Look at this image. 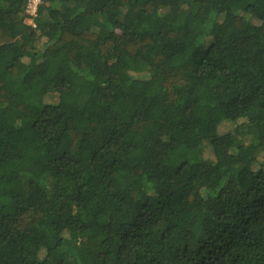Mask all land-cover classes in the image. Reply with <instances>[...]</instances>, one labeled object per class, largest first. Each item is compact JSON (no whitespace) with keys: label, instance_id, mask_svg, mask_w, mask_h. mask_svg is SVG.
<instances>
[{"label":"trees","instance_id":"trees-1","mask_svg":"<svg viewBox=\"0 0 264 264\" xmlns=\"http://www.w3.org/2000/svg\"><path fill=\"white\" fill-rule=\"evenodd\" d=\"M29 4L0 0V264H264V0Z\"/></svg>","mask_w":264,"mask_h":264},{"label":"built area","instance_id":"built-area-1","mask_svg":"<svg viewBox=\"0 0 264 264\" xmlns=\"http://www.w3.org/2000/svg\"><path fill=\"white\" fill-rule=\"evenodd\" d=\"M30 4H29V10L34 13L36 10V6L39 2V0H29Z\"/></svg>","mask_w":264,"mask_h":264},{"label":"rangeland","instance_id":"rangeland-1","mask_svg":"<svg viewBox=\"0 0 264 264\" xmlns=\"http://www.w3.org/2000/svg\"><path fill=\"white\" fill-rule=\"evenodd\" d=\"M26 23L27 24H30V25H33V23H32V20H26ZM45 42V40H39V43H38V47L40 48L41 47V45L43 44Z\"/></svg>","mask_w":264,"mask_h":264},{"label":"clouds","instance_id":"clouds-1","mask_svg":"<svg viewBox=\"0 0 264 264\" xmlns=\"http://www.w3.org/2000/svg\"><path fill=\"white\" fill-rule=\"evenodd\" d=\"M40 3V0H39V2H38V4ZM38 4H37V6H38ZM37 6H36V9H37ZM35 12H36V10H35ZM35 12L34 13H32L31 11H30V14L31 15H34L35 14Z\"/></svg>","mask_w":264,"mask_h":264}]
</instances>
